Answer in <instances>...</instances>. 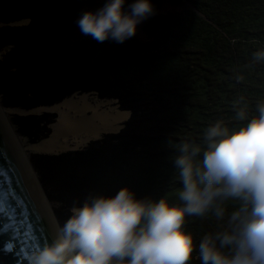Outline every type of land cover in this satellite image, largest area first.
<instances>
[{"label": "trees", "instance_id": "16d2710c", "mask_svg": "<svg viewBox=\"0 0 264 264\" xmlns=\"http://www.w3.org/2000/svg\"><path fill=\"white\" fill-rule=\"evenodd\" d=\"M133 2L126 0L125 10ZM165 2L180 11L163 12ZM151 3L155 15L140 23L143 38L120 44L73 40L78 18L95 12L93 0H0L2 107L32 111L74 94H94L116 101L125 113L116 133L78 151L30 156L61 225L90 195L112 197L122 188L137 199L179 204L182 184L172 163L176 144L202 143L204 130L217 120L238 130L246 121L236 119L232 102L240 96L250 117L264 102V63L251 59L264 49V0ZM23 20L27 24L11 26ZM237 75L244 80L237 83ZM55 117L12 115L11 120L26 143L34 144L49 135ZM221 225L211 214L187 219L185 230L197 246L191 264H201L202 236Z\"/></svg>", "mask_w": 264, "mask_h": 264}, {"label": "clouds", "instance_id": "9594fccd", "mask_svg": "<svg viewBox=\"0 0 264 264\" xmlns=\"http://www.w3.org/2000/svg\"><path fill=\"white\" fill-rule=\"evenodd\" d=\"M125 3L106 0L82 13L76 21L81 33L99 43L133 38L155 9L151 0H134L128 10ZM251 59L264 63V49ZM232 107L236 119L246 121L238 130L217 120L204 130L202 143L176 144L179 204L137 199L128 188L112 197L90 195L57 223L50 243L26 254L27 264H191L197 246L185 230L187 219L210 214L222 225L200 239L201 264H264V102L251 117L245 97Z\"/></svg>", "mask_w": 264, "mask_h": 264}, {"label": "water", "instance_id": "95a60500", "mask_svg": "<svg viewBox=\"0 0 264 264\" xmlns=\"http://www.w3.org/2000/svg\"><path fill=\"white\" fill-rule=\"evenodd\" d=\"M53 229L26 163L0 114V264H27L26 254L37 245L50 243Z\"/></svg>", "mask_w": 264, "mask_h": 264}, {"label": "bare ground", "instance_id": "6f19581e", "mask_svg": "<svg viewBox=\"0 0 264 264\" xmlns=\"http://www.w3.org/2000/svg\"><path fill=\"white\" fill-rule=\"evenodd\" d=\"M25 24L27 20L13 23L11 26ZM43 113L55 114L56 117L49 125V135L34 144H27L19 138L8 120V117L12 115L27 116ZM0 114L26 163L31 179L55 228L56 219L28 160L29 155L56 156L65 152L78 151L89 142L99 140L103 135L116 133L119 125L124 121L125 113L116 109L115 101L100 100L92 97L91 94H74L59 104L29 112L0 106Z\"/></svg>", "mask_w": 264, "mask_h": 264}, {"label": "rangeland", "instance_id": "374dc122", "mask_svg": "<svg viewBox=\"0 0 264 264\" xmlns=\"http://www.w3.org/2000/svg\"><path fill=\"white\" fill-rule=\"evenodd\" d=\"M93 1H94V3H95V8H96V9H99V8H100L99 6H102V5L106 2V0H93ZM96 9H95V10H92V11H96ZM180 9H181L180 7H174V6H171V5L167 4V2H165L164 7L162 8V11H163V12H168V11H172V12H174V11H180ZM89 37H91V36H85V35H83V34L81 33L79 27L76 25L75 32H74V35H73V40H80V39H85V38H89ZM134 37L139 38V39H142V38H143V36H142V34H141V32H140V24L137 26V32H136V35H135ZM91 96L94 97V98H97L94 94H93V95L91 94ZM0 106H1V104H0ZM1 107H2V106H1ZM115 107H116V109L118 108V106H117V104H116V101H115ZM8 120H9V123H10V124L12 125V127H13L14 133H15L19 138L24 139L25 142H28L27 139H25L24 137L20 136V135L17 133V131H16V127H15V126L13 125V123H12L11 116L8 117ZM86 145H87V144H86ZM84 147H85V146H84ZM84 147H83V148H84ZM81 149H82V148H81ZM31 155H32V154H30L28 158H30ZM28 160H29V159H28ZM29 162H30V160H29ZM49 204H50V203H49ZM50 207H51V210H52V212H53V209H54L55 207H54L53 205H51V204H50ZM53 214H54V213H53ZM54 217H55V216H54ZM56 222H58V221L56 220Z\"/></svg>", "mask_w": 264, "mask_h": 264}]
</instances>
